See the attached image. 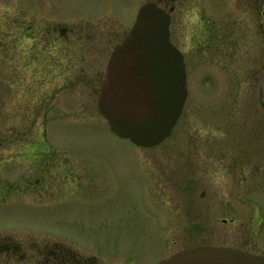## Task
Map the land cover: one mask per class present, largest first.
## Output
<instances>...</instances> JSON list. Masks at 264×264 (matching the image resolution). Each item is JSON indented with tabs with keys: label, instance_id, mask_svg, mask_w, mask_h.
I'll return each instance as SVG.
<instances>
[{
	"label": "rangeland",
	"instance_id": "1",
	"mask_svg": "<svg viewBox=\"0 0 264 264\" xmlns=\"http://www.w3.org/2000/svg\"><path fill=\"white\" fill-rule=\"evenodd\" d=\"M150 1L173 13L171 38L185 56L188 88L177 130L190 128L141 148L112 130L98 100L114 47ZM163 3L0 0V237L22 243L14 253L23 264L40 263L39 248L47 252L55 242L105 264H158L200 243L182 228L171 235L160 202L169 184L153 189L149 174L168 157L181 163L176 149L201 146V95L214 91L201 90V20L221 26V35L233 31L239 53L247 52L262 41L264 0ZM236 142L253 140L239 128ZM258 199L253 211L264 227V190ZM217 241L230 244L226 236Z\"/></svg>",
	"mask_w": 264,
	"mask_h": 264
},
{
	"label": "flooded vegetation",
	"instance_id": "2",
	"mask_svg": "<svg viewBox=\"0 0 264 264\" xmlns=\"http://www.w3.org/2000/svg\"><path fill=\"white\" fill-rule=\"evenodd\" d=\"M160 7L168 11L166 6ZM259 8H262V41L253 42L243 53H239L237 39L233 41V31L228 36L221 35V26L201 20V90L214 87L211 93L201 95V146L176 149L182 151L175 153L181 163L168 157L166 167L157 164L158 168H152L149 174L154 180L153 189L157 184L160 188L162 183L169 184L162 190L167 200H162L160 195V202L169 210L171 235L182 228L184 234L199 236L200 243L186 245L178 251L213 245L264 257V227L260 226L261 217L253 211V202L259 200L264 190V5ZM168 13L172 24L173 13ZM70 54L68 71L75 63V55ZM104 80L105 76L103 84ZM180 119L172 132L176 139L184 134L183 129L190 128L183 125L179 132ZM239 128L253 140L249 146H238ZM222 236L230 244L215 242ZM15 240L18 241L15 237H0V264L24 263L14 253L22 244ZM66 245L55 242L54 248L47 252L39 248L42 259L38 264H105L72 244Z\"/></svg>",
	"mask_w": 264,
	"mask_h": 264
},
{
	"label": "water",
	"instance_id": "3",
	"mask_svg": "<svg viewBox=\"0 0 264 264\" xmlns=\"http://www.w3.org/2000/svg\"><path fill=\"white\" fill-rule=\"evenodd\" d=\"M170 26V13L156 2L140 7L109 59L98 100L99 112L112 130L141 148L156 147L170 137L188 95L184 55L171 41ZM262 88L264 92V80ZM158 264H264V257L201 245Z\"/></svg>",
	"mask_w": 264,
	"mask_h": 264
},
{
	"label": "trees",
	"instance_id": "4",
	"mask_svg": "<svg viewBox=\"0 0 264 264\" xmlns=\"http://www.w3.org/2000/svg\"><path fill=\"white\" fill-rule=\"evenodd\" d=\"M154 1V0H153ZM157 2H160V4H164L163 3V0H156ZM167 1H169V0H167Z\"/></svg>",
	"mask_w": 264,
	"mask_h": 264
}]
</instances>
